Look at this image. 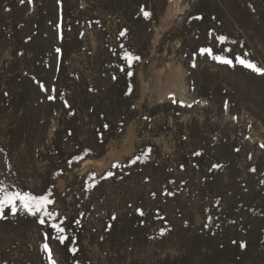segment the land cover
Segmentation results:
<instances>
[{"label": "rangeland", "instance_id": "rangeland-1", "mask_svg": "<svg viewBox=\"0 0 264 264\" xmlns=\"http://www.w3.org/2000/svg\"><path fill=\"white\" fill-rule=\"evenodd\" d=\"M237 58L264 69V0H0V188L55 214L0 209V264H264V75Z\"/></svg>", "mask_w": 264, "mask_h": 264}, {"label": "snow or ice", "instance_id": "snow-or-ice-1", "mask_svg": "<svg viewBox=\"0 0 264 264\" xmlns=\"http://www.w3.org/2000/svg\"><path fill=\"white\" fill-rule=\"evenodd\" d=\"M145 17L149 16L150 14L145 12L144 13ZM121 35H124V33L122 32ZM220 39H224L223 37H221ZM57 51H60L59 49H57ZM202 52H209L211 50H201ZM126 59L131 60V57L129 54L125 55ZM217 60H221V62L223 63H227V64H231L232 61L230 59L227 58H221V57H214ZM135 59H139V57H136ZM238 62L250 69H252L253 71L257 72L258 74H262L264 75V69L258 67L257 65H255L254 63H252L251 61H245L243 59L237 58ZM129 75H131V73H129ZM49 99H54V97L49 96ZM105 127H107V125H105ZM111 175V174H109ZM0 192H4L3 197L0 198V209H2L5 205H11L13 211L16 210V205L15 202L16 200H20L21 204L23 205V207L28 210L29 212H31L33 215H35L37 212H43L44 216H47L49 218H55V214L47 211V205L52 204L53 201L49 199V197L47 195L45 196H34L30 193H19V192H6L3 190V188H0ZM139 211V210H138ZM141 215H143V212H140ZM44 216H42L40 218V223L44 224L45 223V219ZM115 218V217H114ZM62 221L59 223H53L51 226L52 228H54L56 230L57 238L60 240L61 243L64 242L65 240V236L63 235L65 229L64 227H62ZM243 246V245H242ZM45 250H47L49 252V259L51 260V250L49 248V246L47 244L44 245ZM73 251H75V249H73ZM52 264H55V261H52Z\"/></svg>", "mask_w": 264, "mask_h": 264}, {"label": "bare ground", "instance_id": "bare-ground-1", "mask_svg": "<svg viewBox=\"0 0 264 264\" xmlns=\"http://www.w3.org/2000/svg\"><path fill=\"white\" fill-rule=\"evenodd\" d=\"M184 73H183V69L181 66L179 65H172V64H168L167 67H165V71L164 70H158L155 74V84L156 86H158L159 88V91L157 93V97L159 99H164V98H174L176 101H178L179 103L181 104H185L186 105V102H187V98L186 96H183L182 93L179 92V94L177 93V91H172L171 89H164L162 88L163 84L165 81L168 82H171L173 85H176V84H181L184 80ZM172 85V86H173ZM131 146L129 147H124L122 150H111V151H108L107 154L109 155L110 157V160H107L109 159V157H107V159L105 160L104 158L102 159H99V160H94V161H86V165H89V166H92L96 169H102V167H106L108 164L106 163L107 161H111V160H114L116 158H121L122 157V154H125L128 152L131 151ZM120 155V156H119ZM112 162V161H111ZM110 164V163H109Z\"/></svg>", "mask_w": 264, "mask_h": 264}]
</instances>
